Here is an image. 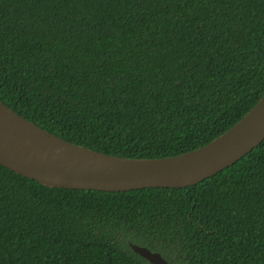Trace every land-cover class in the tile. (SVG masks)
<instances>
[{"label":"trees","instance_id":"1","mask_svg":"<svg viewBox=\"0 0 264 264\" xmlns=\"http://www.w3.org/2000/svg\"><path fill=\"white\" fill-rule=\"evenodd\" d=\"M264 96V0H0V101L62 139L155 159ZM264 264V141L198 185L49 188L0 165V264Z\"/></svg>","mask_w":264,"mask_h":264},{"label":"water","instance_id":"2","mask_svg":"<svg viewBox=\"0 0 264 264\" xmlns=\"http://www.w3.org/2000/svg\"><path fill=\"white\" fill-rule=\"evenodd\" d=\"M264 141V96L230 130L177 156L138 159L68 142L0 101V165L49 188L128 192L198 185L231 167ZM150 264H172L160 253L129 245Z\"/></svg>","mask_w":264,"mask_h":264}]
</instances>
